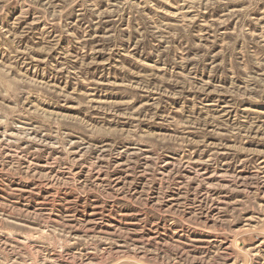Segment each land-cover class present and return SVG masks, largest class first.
<instances>
[{"label": "rangeland", "instance_id": "rangeland-1", "mask_svg": "<svg viewBox=\"0 0 264 264\" xmlns=\"http://www.w3.org/2000/svg\"><path fill=\"white\" fill-rule=\"evenodd\" d=\"M0 264H264V0H0Z\"/></svg>", "mask_w": 264, "mask_h": 264}]
</instances>
